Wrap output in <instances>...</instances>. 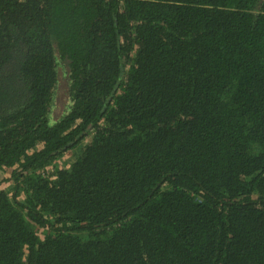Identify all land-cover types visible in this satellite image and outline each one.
<instances>
[{
  "label": "trees",
  "instance_id": "1",
  "mask_svg": "<svg viewBox=\"0 0 264 264\" xmlns=\"http://www.w3.org/2000/svg\"><path fill=\"white\" fill-rule=\"evenodd\" d=\"M6 168L0 264H264V0H0Z\"/></svg>",
  "mask_w": 264,
  "mask_h": 264
},
{
  "label": "rangeland",
  "instance_id": "2",
  "mask_svg": "<svg viewBox=\"0 0 264 264\" xmlns=\"http://www.w3.org/2000/svg\"><path fill=\"white\" fill-rule=\"evenodd\" d=\"M65 158H70V155L67 154L66 156H64L61 160H64ZM11 168H6L2 171H0V187L1 188H4V187H7L8 183H9V180H7L8 176L10 175H7L8 173L11 172Z\"/></svg>",
  "mask_w": 264,
  "mask_h": 264
}]
</instances>
